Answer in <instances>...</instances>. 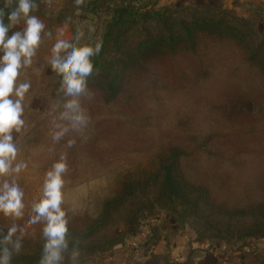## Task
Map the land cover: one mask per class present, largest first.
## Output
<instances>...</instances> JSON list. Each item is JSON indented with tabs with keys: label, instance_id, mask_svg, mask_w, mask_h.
Wrapping results in <instances>:
<instances>
[{
	"label": "rangeland",
	"instance_id": "rangeland-1",
	"mask_svg": "<svg viewBox=\"0 0 264 264\" xmlns=\"http://www.w3.org/2000/svg\"><path fill=\"white\" fill-rule=\"evenodd\" d=\"M85 1L64 0L52 21L67 22L72 37L82 32L81 42L91 43L100 39L112 3L120 2L102 0L98 8L84 10ZM36 3L31 14L44 10L43 0ZM121 13L135 21L155 17ZM245 20L264 33L259 16ZM45 68L44 79L36 82L40 90L29 89L24 99L25 125L14 133L21 149L17 160L28 167L9 177L24 189L23 215L0 213V241L9 227H17L3 245L11 252L9 264H39L42 225L28 223V216L45 172L61 153L69 164L64 188L69 246L62 264H72L73 250L80 252L78 264L113 254L148 216L172 218L202 242L246 247V264H264L263 72L228 45L153 53L127 66L125 82L111 99L100 82L88 83L90 97L81 99L91 124L85 137L75 136L68 147L71 132L59 142L51 139L53 124L60 122L51 104L62 95L61 77ZM175 147L184 153L166 186L161 162Z\"/></svg>",
	"mask_w": 264,
	"mask_h": 264
},
{
	"label": "clouds",
	"instance_id": "clouds-1",
	"mask_svg": "<svg viewBox=\"0 0 264 264\" xmlns=\"http://www.w3.org/2000/svg\"><path fill=\"white\" fill-rule=\"evenodd\" d=\"M14 3L6 14L0 9V213L19 218L25 208V192L16 179L9 177L19 176L28 167L27 161L17 160L21 149L14 133H20L25 125L24 99L31 82H20L18 77L33 64L42 38L51 37V33L45 30L39 17L31 14L38 6L36 0H14ZM21 22L23 27L10 34ZM82 37L83 33L78 32L72 38H64L63 30H58L47 61L51 71L60 75L62 89V95L51 104L53 115L60 121L53 124L51 139L59 142L71 132L75 135L68 140V147L75 144V136L85 137L90 127L91 117L81 98L90 97L88 77L94 71L93 57L102 48V42H81ZM68 170L67 155L61 153L44 174L39 198L31 203L28 223L42 225L44 242L39 264H62L69 246V209L64 206ZM16 232L13 224L0 241V264H9L11 252L3 245L10 243ZM19 246L17 239L14 247ZM79 256L80 252L73 250L72 264H78Z\"/></svg>",
	"mask_w": 264,
	"mask_h": 264
},
{
	"label": "trees",
	"instance_id": "trees-1",
	"mask_svg": "<svg viewBox=\"0 0 264 264\" xmlns=\"http://www.w3.org/2000/svg\"><path fill=\"white\" fill-rule=\"evenodd\" d=\"M100 1L102 2L87 0L82 4L83 9L92 6L98 8ZM116 1L120 3L110 2L113 12L98 35L100 39L93 37L91 40V43L102 42V48L100 53L93 57L94 71L88 77V83L100 82L107 92V99H111L112 93L121 89L125 82L124 70L130 63L139 64L142 59L150 57L153 53L195 50L202 44L228 45L250 66L264 73V33L230 11L227 13L221 8L196 6V10L191 13L190 10H183L186 9L183 7L148 8L135 5L132 0ZM14 6V0H0V9H3L5 14ZM121 10L124 13L133 10L136 15L145 18L150 15L155 17L151 20H138L136 17L135 21L124 18ZM155 11L160 13L156 14ZM181 152L184 153L178 147L172 148L168 159L166 157V160L161 162L165 170L166 186L170 185L171 171Z\"/></svg>",
	"mask_w": 264,
	"mask_h": 264
},
{
	"label": "crops",
	"instance_id": "crops-1",
	"mask_svg": "<svg viewBox=\"0 0 264 264\" xmlns=\"http://www.w3.org/2000/svg\"><path fill=\"white\" fill-rule=\"evenodd\" d=\"M64 0H43V11L34 13L45 24L51 37H43L37 49L33 64L21 71L20 82H31V88L38 89L37 81L44 79L45 66L51 56V47L58 30H63L64 38H72L70 25L65 21H52L62 8ZM148 8H169L183 6H211L226 8L237 17L245 19L259 16L264 24V0H136L132 2ZM23 27V22L13 31ZM40 69V70H39ZM40 71V75H39ZM40 88V87H39ZM29 92L25 97H28ZM244 248H229L219 244L202 242L187 228L179 226L172 218H162L154 229L152 242L139 249L119 247L113 254L96 258L85 264H246L250 254Z\"/></svg>",
	"mask_w": 264,
	"mask_h": 264
},
{
	"label": "built area",
	"instance_id": "built-area-1",
	"mask_svg": "<svg viewBox=\"0 0 264 264\" xmlns=\"http://www.w3.org/2000/svg\"><path fill=\"white\" fill-rule=\"evenodd\" d=\"M135 1L136 0H132V2ZM161 219L162 218L159 216H148L142 219L138 231L127 238L119 247L134 250L150 245L154 229L161 223Z\"/></svg>",
	"mask_w": 264,
	"mask_h": 264
}]
</instances>
